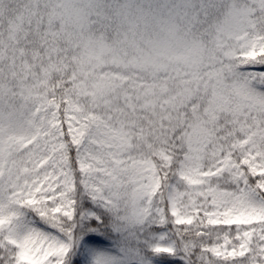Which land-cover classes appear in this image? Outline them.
<instances>
[{"label":"snow or ice","instance_id":"snow-or-ice-1","mask_svg":"<svg viewBox=\"0 0 264 264\" xmlns=\"http://www.w3.org/2000/svg\"><path fill=\"white\" fill-rule=\"evenodd\" d=\"M0 264H264V0H0Z\"/></svg>","mask_w":264,"mask_h":264}]
</instances>
